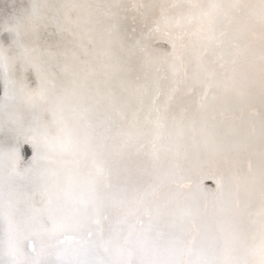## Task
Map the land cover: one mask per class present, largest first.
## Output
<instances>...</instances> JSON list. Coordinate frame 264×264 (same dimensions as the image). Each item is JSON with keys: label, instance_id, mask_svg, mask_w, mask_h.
<instances>
[{"label": "snow or ice", "instance_id": "snow-or-ice-1", "mask_svg": "<svg viewBox=\"0 0 264 264\" xmlns=\"http://www.w3.org/2000/svg\"><path fill=\"white\" fill-rule=\"evenodd\" d=\"M0 264H264V0H0Z\"/></svg>", "mask_w": 264, "mask_h": 264}]
</instances>
